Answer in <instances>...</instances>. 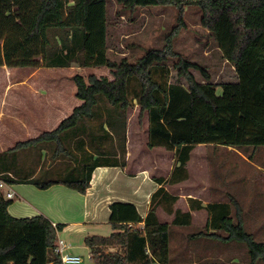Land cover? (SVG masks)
Segmentation results:
<instances>
[{
    "label": "trees",
    "instance_id": "1",
    "mask_svg": "<svg viewBox=\"0 0 264 264\" xmlns=\"http://www.w3.org/2000/svg\"><path fill=\"white\" fill-rule=\"evenodd\" d=\"M117 2L127 10L174 6L181 27L184 8L197 7L200 25L215 37L238 80L212 82L204 66L173 50L170 37L163 48L148 49L134 62L108 59L106 0H0V66L85 67L94 56L111 76L89 74L85 80L73 75L76 97L82 102L53 130L1 151L0 180L38 189L61 184L85 193L96 167L126 165V112L135 102L139 116L147 113V147L173 151V168L167 179H155L160 186L150 197L145 217L135 204L114 201L108 217L112 232L87 236L84 243L91 264H171L169 229L188 227L191 214L172 208L178 197L164 184L187 179L186 163L198 144L254 150L264 146V0ZM169 59H176L175 82L169 80ZM192 70L200 72L202 81ZM24 150L35 152V163L28 170L21 156ZM45 162L59 168L56 177L39 180ZM9 204L0 190V264H62L54 251L62 224L53 225L43 215L13 217ZM159 206L173 213L170 224L158 220ZM188 207L205 209L208 215L204 229L191 238L244 243L249 264H264V242L246 231L234 196L205 204L188 198Z\"/></svg>",
    "mask_w": 264,
    "mask_h": 264
},
{
    "label": "rangeland",
    "instance_id": "2",
    "mask_svg": "<svg viewBox=\"0 0 264 264\" xmlns=\"http://www.w3.org/2000/svg\"><path fill=\"white\" fill-rule=\"evenodd\" d=\"M177 16V9L171 5L127 10L123 9L117 0H106L107 34L104 50L106 57L115 61L126 58L134 62L148 49L163 48L170 37L173 50L181 57L204 66L212 82L218 84L237 81L238 75L233 64L224 58L215 37L200 25L199 9L195 6L184 8L182 27L178 25ZM175 30L176 32L173 33ZM175 60L167 61L171 69L170 82H175L176 79V73L172 69ZM192 73L198 81H202L203 78L198 70H192ZM75 74L82 75L85 80L89 74L111 77L108 68L96 62L94 56L85 67L0 66V139L7 136V127L14 125L11 124L9 118L10 112L15 110L21 114L28 107L30 96L62 93L66 101H69L73 89L76 90L72 80ZM179 81L185 83L183 78ZM216 92L221 93L220 86L216 88ZM139 113V106L135 102L126 113L127 126L130 131V151L138 150L139 152L138 148H141V157L145 159L149 167H152L154 166L152 159L156 151L147 147L149 151L144 149L147 142L145 138L147 113L144 112L140 116ZM39 134H32V136ZM17 142L19 141L4 143L0 147V152L13 147ZM231 148L211 145L195 146L188 174L189 184L197 186L198 190L193 191L187 188L177 191L171 187L170 191L178 195L173 208H187L186 199L190 195L205 204L225 201L227 200L225 193H228L235 197L242 209L246 231L253 233L255 240L264 242V146H259L255 150L252 146ZM34 153L25 151L21 155L24 165L27 166L26 170L28 166L32 167L35 163ZM171 155L169 151L168 156ZM160 160L158 171L166 174V162L164 159ZM58 168V164L48 167L45 162L42 172L38 171L37 178L43 180L56 177L55 171ZM12 203L14 202H10ZM160 214L163 220L170 221L171 217L165 212ZM205 221L206 212L198 210L194 212L191 227H170L171 264H249L250 254L244 243L236 241L224 243L217 239L190 238L189 234L204 229ZM97 231L100 235L107 236L110 234L111 227H101ZM73 245L75 253L82 261H86L89 253L84 242L77 238V242ZM151 264L159 263L152 262Z\"/></svg>",
    "mask_w": 264,
    "mask_h": 264
},
{
    "label": "crops",
    "instance_id": "3",
    "mask_svg": "<svg viewBox=\"0 0 264 264\" xmlns=\"http://www.w3.org/2000/svg\"><path fill=\"white\" fill-rule=\"evenodd\" d=\"M30 99L28 107L21 114L15 110L10 112L9 118L11 124L14 125H10V128L7 127V136L0 139V147L8 141L10 143L15 140L25 141L37 136H32V134L53 130L62 119L72 113L74 107L82 102L76 97V90L74 91V89L69 101H66L65 95L63 96L62 93L51 94L49 96L48 94H37L33 97L30 96ZM147 129L148 123L145 128V138L148 142ZM129 132L126 118V165L124 167H96L92 172L89 186L83 194L61 184L52 185L47 189H38L31 184H8L1 180L5 183V186L2 188V193L11 192L13 194L11 198H7L10 202H14L8 205L9 214L17 218L43 215L54 225L62 224V229L57 232L56 241L58 239L63 240L68 246V253L73 255H78L75 253V247L73 245L77 242V238H80L84 242L87 236L100 235L97 233V230L101 229V227H110L108 217L109 205L112 202H131L135 204L141 217H145L149 209L150 197L160 186L155 179L159 177H163L164 179L168 178L174 165V154L173 151L167 150L164 147L152 148L151 150L156 151L154 153L155 157L152 159L154 166L149 167L145 163V159L141 157V148H138L140 149L139 152H137L138 150L130 151ZM147 142L144 149L149 151L147 149ZM198 145L206 146L205 144ZM217 147L231 148L223 145H217ZM194 148L186 163L188 173ZM169 151L172 153L170 157L168 156ZM160 159H164V162H166V174L158 171L160 169ZM189 179L188 174L187 179L174 184H164V187L169 193L177 197V194L170 191L171 187H174L177 191L187 188L193 191L198 190L197 186L189 184ZM225 195L227 196L228 193H225ZM4 198L6 199L5 196ZM188 198L195 197L190 195ZM188 198L186 199L187 208H173L176 202L172 205V208L174 210L180 209L182 212L189 211L191 214V224L188 227H191L193 225L192 217L194 212L198 210L189 209ZM199 210L206 212L205 209ZM161 212H165L167 216L171 217L170 221L163 220L160 214ZM156 214L158 220L163 223L170 224L173 219V213H167L161 206L159 208L157 207ZM207 218L208 215L206 212V221ZM138 225L142 226V223ZM191 234H189V237ZM86 248L89 253V248L87 246ZM176 262L179 263L181 261ZM79 264H91L89 254L87 260L81 261Z\"/></svg>",
    "mask_w": 264,
    "mask_h": 264
},
{
    "label": "built area",
    "instance_id": "4",
    "mask_svg": "<svg viewBox=\"0 0 264 264\" xmlns=\"http://www.w3.org/2000/svg\"><path fill=\"white\" fill-rule=\"evenodd\" d=\"M4 186H5V183L0 180L1 192ZM3 196H5L6 198H11L13 194L11 192H6L5 194H3ZM67 249H68V246L66 245L65 242H63V240L58 239L55 242L54 251L59 254L62 264H79L82 261L80 256L68 253Z\"/></svg>",
    "mask_w": 264,
    "mask_h": 264
}]
</instances>
